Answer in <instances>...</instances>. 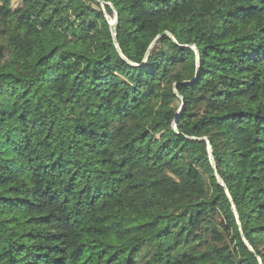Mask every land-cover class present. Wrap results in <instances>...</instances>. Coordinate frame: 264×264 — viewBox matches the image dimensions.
Returning a JSON list of instances; mask_svg holds the SVG:
<instances>
[{
    "label": "trees",
    "instance_id": "trees-1",
    "mask_svg": "<svg viewBox=\"0 0 264 264\" xmlns=\"http://www.w3.org/2000/svg\"><path fill=\"white\" fill-rule=\"evenodd\" d=\"M0 264H264V0H0Z\"/></svg>",
    "mask_w": 264,
    "mask_h": 264
},
{
    "label": "water",
    "instance_id": "water-1",
    "mask_svg": "<svg viewBox=\"0 0 264 264\" xmlns=\"http://www.w3.org/2000/svg\"><path fill=\"white\" fill-rule=\"evenodd\" d=\"M101 2H102V1H101ZM102 4L104 5V3H102ZM110 24H111V32H112V35H113L114 41H115V43H116L117 49H118L119 53L123 56V53H122L120 47L118 46V41H117V33H116L117 24H118V16H117V15H116V17H115V21H113V22L111 21ZM148 54H149V52H148ZM203 140H205V139H203ZM209 152H210V155H211V162H212V165L214 166V168H216V166H215V164H214V158H213V155H212V149H211L210 146H209ZM217 178H218L219 183H220L221 185L225 186L223 180H222L218 175H217ZM247 245H248V244H247ZM248 246H249V245H248ZM249 247H250V246H249ZM250 249L252 250L251 247H250Z\"/></svg>",
    "mask_w": 264,
    "mask_h": 264
},
{
    "label": "rangeland",
    "instance_id": "rangeland-1",
    "mask_svg": "<svg viewBox=\"0 0 264 264\" xmlns=\"http://www.w3.org/2000/svg\"><path fill=\"white\" fill-rule=\"evenodd\" d=\"M20 0H13V6L17 7L19 5ZM111 21H115V18L111 19ZM125 42V41H124Z\"/></svg>",
    "mask_w": 264,
    "mask_h": 264
}]
</instances>
